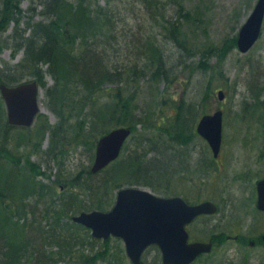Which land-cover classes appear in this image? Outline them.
Wrapping results in <instances>:
<instances>
[{"label":"rangeland","instance_id":"rangeland-1","mask_svg":"<svg viewBox=\"0 0 264 264\" xmlns=\"http://www.w3.org/2000/svg\"><path fill=\"white\" fill-rule=\"evenodd\" d=\"M18 1L21 14L18 24L14 18L4 28L6 24L0 21V79L13 75L14 84L34 80L26 74L27 62L18 46L20 35L29 33L27 14L35 12L31 24L44 21L39 0ZM69 1L77 5L79 0ZM106 1L83 0L94 16L93 24L100 19L106 24L104 37L89 36L84 41L91 48L88 50L103 53L104 67L114 76L103 82L89 80L88 84L78 78L60 79L48 72L46 64H38L43 74L38 92L40 113L30 128L8 125L0 95V179L8 181L3 186L15 199L11 205L18 215L11 213L12 221L30 217L34 212L23 211L19 206L34 204L35 200L40 210H56L65 215L63 222L81 212H105L114 205L118 190L126 187L163 197L182 196L190 203L210 200L218 206V213L194 225L192 233L194 238L213 239L215 246L212 253L194 264H264L261 241L264 216L254 205L256 179L260 177L255 170L264 173V18L260 36L250 50L242 53L236 45L238 33L258 0H183L181 10L192 21L184 22L182 18L180 27L195 54L188 61L185 54L179 56L180 47L164 35L156 36L165 55L171 54L167 63L172 72L165 73L169 82L166 83L171 82L168 75L175 79L163 98L156 97L163 83L150 85L148 79L155 72L138 53L143 43L140 35L147 33L144 36L147 38L151 32L154 20L150 15L154 11L142 0H118L110 7ZM1 5L2 0L0 10ZM175 9L169 6L167 16L183 14H176ZM108 26L113 31L110 34ZM93 32L98 34L97 29ZM157 32L154 28L152 36ZM207 46L211 53L199 58V52L207 50ZM80 48L77 46V52ZM163 78L160 76L158 80ZM220 91L223 100L218 99ZM131 95L133 101L129 102ZM117 96L122 98V107L127 101L135 107L124 121L113 113ZM217 111L222 114V145L218 162L212 164L215 156L206 140L197 134L196 127L201 117ZM161 117L162 126L168 127L165 134L162 129L159 133L153 129ZM118 124L120 128H133L115 161L123 159L129 163L125 173L130 168L139 173L136 177L131 174L122 177L111 185L110 171L105 169L115 161L97 173L90 170L97 140ZM176 124L183 131L178 143L171 138ZM153 144L156 145L151 147ZM10 178L15 180L8 185ZM18 181L34 184L32 197H25ZM95 190L99 191L98 199L102 200L104 210L97 206ZM70 198L74 201L68 206ZM72 232L77 243L71 255L63 244L46 248L47 252L61 256L56 264H131L121 240L115 237L87 240L89 230ZM225 236H239V240L223 241ZM36 248L40 250V244ZM141 264H161L158 250H146Z\"/></svg>","mask_w":264,"mask_h":264},{"label":"trees","instance_id":"trees-1","mask_svg":"<svg viewBox=\"0 0 264 264\" xmlns=\"http://www.w3.org/2000/svg\"><path fill=\"white\" fill-rule=\"evenodd\" d=\"M116 1L118 0H107L106 5L110 7L115 4ZM142 1L147 7L154 11V15H150L153 17L152 19L154 21L150 28L151 32L148 34L147 38H144L147 33L145 35H140V38H143V43L139 45L138 53L145 57V63H147L148 68L151 69L153 73L155 72V75L159 73V76L150 75L148 82L152 87L159 85V82L163 83L162 90L156 95V97L163 98L175 79L173 76L168 75L171 82L170 85L166 83L168 81H166L165 73L172 72V67L168 66L167 63L171 54L165 55V51L157 42L156 36L164 35L167 39L171 40L175 45L180 47L182 53L179 52V56L183 57L185 54L186 60L189 61V59L195 54V48L190 45L188 39H186L181 31L180 20L183 18L184 22H187L190 20L192 21V19H190L188 13L181 10L183 7V0H165L164 3H167L168 6L163 4L164 0ZM82 2L83 0H79L78 4L75 5L69 0H39L37 4L44 10L41 11V14L44 16V21L35 24L30 23L35 12L31 10L30 14H27L29 20V23H27V29H29V33L27 36H25L24 33L20 35L18 46L19 49L23 50L24 62H27L25 67L27 73H25L27 76L34 78L39 85H43V74L38 67V64H40V66L46 64L48 72L60 77V79L78 78L80 81L84 80L88 84L89 80L95 79L98 80V82H103V80L114 76L104 67L103 53H99L96 50H88L91 48H89L87 41H84L89 38V36L91 38L104 37V27L106 24L102 19H100L101 21L99 23L93 24L94 22L92 18L94 16L90 15L88 7L84 6ZM19 4L20 1L18 0H2L0 21L6 24L4 28H6L8 26L7 24L14 18L15 22L18 24V20L21 17L18 8ZM169 6L177 8L175 9L176 14L181 12L183 14L168 17L166 10ZM154 28L158 29V34L155 33L153 34L154 36H152ZM95 29L98 30V34L93 32ZM0 30L2 29L0 28ZM110 32L113 31L111 30V27L108 26L107 34H110ZM85 33H87V36L84 37ZM108 38L111 39L112 36H108ZM11 39L13 38L11 37ZM139 39H137V43ZM77 46H81L79 52H77ZM209 47L210 46H207V50L201 49L199 52V58H203L211 53V51L208 50ZM201 62L202 61H200L198 65ZM181 64L184 66L183 62H181ZM160 76H164L162 81L158 80ZM5 77L7 79H0V83L5 84L6 86L14 84L13 75ZM119 81L122 80L119 79ZM128 100L129 102H132L133 95L128 97ZM120 102H122V98L117 96L113 107V113L114 115L117 114L119 118L124 121V118L130 116V112H134L135 107L133 106V103L129 104L128 101L122 107ZM158 114L159 112L156 111V116ZM163 121V117L158 119L156 121L157 125H155L153 129L157 130L158 133L159 129H162L161 133L165 134L168 127L165 124L162 126ZM107 123H111L110 119ZM125 124L127 123H124V125ZM177 124L174 126L171 136L172 140L176 143H178L177 140L183 134L181 127L178 128ZM116 128H120V124H118ZM126 128L131 129L133 127L126 126ZM155 145L156 144H153L151 147ZM126 159L129 160V156L126 157ZM132 160L134 159L132 158ZM122 165L125 167H122ZM128 167L129 163L127 161L125 163L123 159H119L110 164V166L105 169V171H110L109 179L111 182L108 183L114 185L118 183L119 179L129 174L134 177L138 176L137 174L139 172H136V169L133 170L132 168H130V172L125 173ZM14 180L15 178H10L8 185ZM7 182L2 181V178L0 179V264H56L58 261H61V256L57 255L56 252H47L46 248L53 245L58 246L60 244L65 245L68 248L67 254L71 255L73 252L72 247L77 243V240H75L76 237L73 236L72 231L86 228L74 223L72 218L67 219L65 222L61 221L65 215L59 214L56 210H40V204L37 200L34 201V204L27 202L26 205H20L19 208L21 210L24 211L25 209H29L34 213L30 214V217L24 216L22 221L18 219L13 222L11 216L12 214L15 216L16 214L18 215V212L11 205V202L13 204L15 200L14 196L8 191H5V186H3V184H6ZM18 183L20 184L21 191L24 193L25 197L33 196L35 191L34 184H28L27 181L23 184L20 181H18ZM108 183H106L107 187L110 186ZM105 189L106 188H103V190ZM95 191L98 196L96 198L97 200L100 198V194L98 190ZM38 195L40 196V193H38ZM73 201V198L68 199V206H71ZM44 204L45 203L43 202V205ZM97 206H99L101 210L105 209L102 205L101 199H98ZM65 227V231L67 232L64 231ZM86 239H91V236L86 237ZM39 244L40 250L36 248Z\"/></svg>","mask_w":264,"mask_h":264},{"label":"water","instance_id":"water-1","mask_svg":"<svg viewBox=\"0 0 264 264\" xmlns=\"http://www.w3.org/2000/svg\"><path fill=\"white\" fill-rule=\"evenodd\" d=\"M264 15V0H258L247 22L241 28L237 47L247 52L259 37ZM36 82L18 87L0 85V94L7 108L8 123L30 127L40 111L37 102ZM223 99L222 92L218 93ZM222 116L220 112L204 116L198 122L196 132L209 144L214 156L218 155L221 144ZM130 129L118 128L101 137L95 149L91 167L97 173L115 161ZM257 207L264 211V180L257 184ZM217 207L211 202L188 205L180 197L160 198L150 192L136 188H124L117 192L115 203L108 212H81L72 221L91 231L92 238H120L132 264H140L144 250L156 245L161 253L162 264H190L199 255L209 253L211 244L200 242L188 244L185 227L195 217L214 214ZM264 242V235L262 237Z\"/></svg>","mask_w":264,"mask_h":264},{"label":"flooded vegetation","instance_id":"flooded-vegetation-1","mask_svg":"<svg viewBox=\"0 0 264 264\" xmlns=\"http://www.w3.org/2000/svg\"><path fill=\"white\" fill-rule=\"evenodd\" d=\"M17 128H19V127H17ZM21 128V127H20ZM22 129V128H21ZM212 153V152H211ZM260 157H262V154H260ZM217 159H218V157L217 158H213V159H211V162H212V164H215V163H217L218 161H217ZM259 161V160H258ZM255 172H257V174L260 176V177H257V181H256V184H255V191H254V195H255V208H256V210H257V212L260 214V215H263L264 216V211H261V210H259L258 209V207H257V199H258V193H257V184L260 182V181H262V180H264V173L262 174L261 172H260V170H255ZM205 201H210V200H205ZM205 201H201V202H205ZM211 202H213V201H211ZM200 203V202H199ZM199 203H191L192 205H195V204H199ZM214 203V202H213ZM215 205H216V203H214ZM217 206V205H216ZM218 207V206H217ZM218 210H219V208H218ZM218 213V212H217ZM216 213V214H217ZM216 214H214V215H216ZM214 215H208V216H204V215H202V216H198V217H196L189 225H187L186 226V231H187V233H188V236H189V241H191V242H207V243H210L213 247L215 246V241L213 240V239H211V238H209V239H202L201 237L200 238H198V237H196V238H194V236H193V233H192V229H193V227H194V225H197V224H199V223H201L202 221H204L205 219L206 220H209L210 218H212ZM264 234V233H263ZM262 234V235H263ZM262 235H261V241H262ZM233 240V241H238L239 240V236H235V237H231V236H225V238L223 239V241H229V240ZM202 256H204V255H201V256H199L192 264H194V263H196L198 260H199V258H201Z\"/></svg>","mask_w":264,"mask_h":264}]
</instances>
